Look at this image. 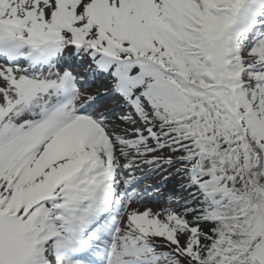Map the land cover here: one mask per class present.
<instances>
[{
    "label": "snow or ice",
    "instance_id": "snow-or-ice-1",
    "mask_svg": "<svg viewBox=\"0 0 264 264\" xmlns=\"http://www.w3.org/2000/svg\"><path fill=\"white\" fill-rule=\"evenodd\" d=\"M0 264H264V0H0Z\"/></svg>",
    "mask_w": 264,
    "mask_h": 264
},
{
    "label": "rangeland",
    "instance_id": "rangeland-1",
    "mask_svg": "<svg viewBox=\"0 0 264 264\" xmlns=\"http://www.w3.org/2000/svg\"><path fill=\"white\" fill-rule=\"evenodd\" d=\"M75 71L79 74L82 84L85 85L86 91L97 95V110L108 109L111 111L110 121L119 123L115 120L123 110L118 106V100L111 95V86L107 78L102 73L94 74L88 70L86 66H74ZM109 94L105 95V92ZM151 166L143 165L142 172H137V176L141 177L140 183L137 185L138 189L143 193L142 199L133 201L130 208H139L143 211L146 208H151L157 211L163 207L168 206L169 197L166 195L176 186L177 178L165 181V172H154L150 170ZM153 180V181H151ZM158 190V192L156 191ZM156 193V194H154Z\"/></svg>",
    "mask_w": 264,
    "mask_h": 264
}]
</instances>
